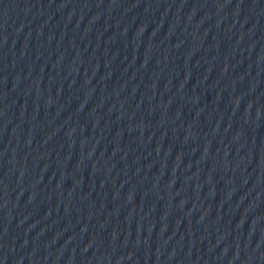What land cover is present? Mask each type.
Returning a JSON list of instances; mask_svg holds the SVG:
<instances>
[{
	"label": "water",
	"instance_id": "95a60500",
	"mask_svg": "<svg viewBox=\"0 0 264 264\" xmlns=\"http://www.w3.org/2000/svg\"><path fill=\"white\" fill-rule=\"evenodd\" d=\"M0 264H264V0H0Z\"/></svg>",
	"mask_w": 264,
	"mask_h": 264
}]
</instances>
